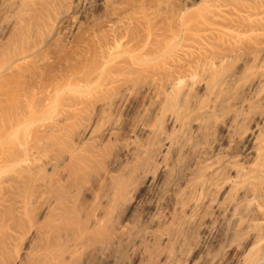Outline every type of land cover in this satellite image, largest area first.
Segmentation results:
<instances>
[{"label": "rangeland", "instance_id": "obj_1", "mask_svg": "<svg viewBox=\"0 0 264 264\" xmlns=\"http://www.w3.org/2000/svg\"><path fill=\"white\" fill-rule=\"evenodd\" d=\"M194 2L0 0V264H264V0Z\"/></svg>", "mask_w": 264, "mask_h": 264}, {"label": "bare ground", "instance_id": "obj_2", "mask_svg": "<svg viewBox=\"0 0 264 264\" xmlns=\"http://www.w3.org/2000/svg\"><path fill=\"white\" fill-rule=\"evenodd\" d=\"M218 1V0H217ZM217 1L216 0H199V2H197V3H195V4H197L196 5V8H194V9H192V8H189V11L188 10H186L184 13L186 14L185 15V17L186 18H192V19H194V18H196V19H200V18H203L202 16H203V14H204V12L205 11H207L209 8L208 7H211L212 6V8L213 9H215V8H219V7H222L221 5H223V4H220V3H217ZM221 1V0H220ZM223 1V0H222ZM229 1V0H228ZM207 4L209 5L210 4V6H208L207 7ZM226 5V4H225ZM234 5V4H233ZM239 5V4H238ZM250 5V4H249ZM198 6V7H197ZM241 6V5H240ZM244 6V5H243ZM252 6V5H251ZM193 7V6H192ZM247 7H249V6H247ZM187 8V9H188ZM208 8V9H207ZM239 8V7H238ZM237 8V9H238ZM245 8V7H244ZM191 9V10H190ZM216 10V9H215ZM223 10V9H222ZM241 10H244V9H242L241 8ZM225 11V10H224ZM208 12V11H207ZM217 12V11H216ZM212 13V12H211ZM218 14V13H217ZM67 15V14H66ZM205 15V14H204ZM171 16V15H170ZM68 17V16H67ZM173 17H175V16H173V14H172V17H170L169 18V20H167L166 21V23H161L160 25H158V29L159 30H161L162 32L164 31V33L165 34H168V35H170V36H174L175 35V28H174V25H173ZM184 18V17H183ZM188 19V20H189ZM196 19H194V20H196ZM187 20V19H186ZM148 31V34H147V36H146V38H144V40L142 41V43L141 44H138L139 46L141 45V48H146V47H148V49L150 50V49H153L154 47H157L158 46V44H160V41L157 39V37H152L151 36V33L152 32H150V29L149 30H147ZM132 42H133V39H132ZM136 43H138V42H136ZM153 47V48H152ZM142 54H144V53H142ZM132 55V54H131ZM146 56H142L141 55V53H140V55H132V61H134V62H144L143 60H147L146 58H145ZM136 124V123H135ZM111 129V128H110ZM130 130L129 131H127L128 132V134H127V137H128V139H133V137H135L134 135H136V133L138 132L137 130H139V131H147V132H151L152 130L151 129H147V128H144V127H142V124H136V125H134L133 124V126H131L130 128H129ZM108 130H109V128H108ZM112 131V130H111ZM110 131V132H111ZM137 131V132H136ZM152 133V132H151ZM110 134V133H109ZM126 137V138H127ZM131 139V140H132ZM129 141V140H128ZM207 158H208V156H207ZM153 183V182H152ZM121 188H123V187H121ZM122 190V189H121ZM93 194V193H92ZM95 194H97L96 192H95ZM97 197V196H96ZM93 198V197H92ZM95 199V198H94ZM96 200V199H95ZM94 201V200H93ZM133 201H134V199H133ZM195 205H196V202H195ZM238 205H239V203H238ZM231 206V205H230ZM236 206V205H235ZM238 207V206H237ZM196 208V207H195ZM233 209H236V208H233ZM232 210V209H231ZM233 211H236V210H233ZM234 213V212H233ZM232 213V214H233ZM231 215V214H230ZM234 216V215H233ZM94 220V219H93ZM96 223V222H95ZM205 231V230H204ZM208 230H206V232H207Z\"/></svg>", "mask_w": 264, "mask_h": 264}]
</instances>
